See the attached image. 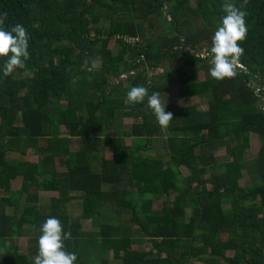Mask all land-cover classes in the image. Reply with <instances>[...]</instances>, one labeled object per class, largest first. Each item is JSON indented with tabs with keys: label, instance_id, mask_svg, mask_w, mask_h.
<instances>
[{
	"label": "trees",
	"instance_id": "1",
	"mask_svg": "<svg viewBox=\"0 0 264 264\" xmlns=\"http://www.w3.org/2000/svg\"><path fill=\"white\" fill-rule=\"evenodd\" d=\"M224 2L0 0V15L7 13L5 30L23 25L30 54L26 68L7 77L5 60L0 59V264H35L40 227L49 217L71 232L65 249L77 255L75 264H109L110 256L118 264H264V218L258 217L264 208V114L257 105L260 87L250 85L264 74V0H233L246 12L248 31L238 62L244 70L237 67L232 77L217 81L210 76L209 63ZM162 14L168 17L172 37L144 46L125 43L123 37L147 40L151 19ZM102 15L106 24L95 27ZM202 41L210 46L206 58L195 56ZM97 45L101 65L96 71L91 58ZM167 58H180L189 70L201 67L208 76L196 82L178 69L179 97L211 99L205 112L191 105L178 113L167 130L181 137L167 135L163 150L149 157L144 152L164 130L148 107V97L132 105L126 103L127 93L136 86L147 88L148 96L159 93V85L147 84L146 68L158 67ZM128 118L141 122L125 129L123 120ZM61 127L69 137L61 135ZM97 131L100 135H93ZM250 134L261 143L252 161L245 159ZM72 138L80 143L75 151ZM125 138L132 140L130 146L123 144ZM104 144L112 147L110 159L99 155ZM224 146L234 164L229 168L213 154ZM29 148L36 151L35 162L3 158L12 151L23 156ZM244 170L251 185L241 188ZM124 174L129 190L120 187ZM22 175L31 176L32 192L10 189ZM37 193L58 194L47 213L37 206ZM75 199L81 201V214L71 220L65 206ZM162 199L154 210V202ZM247 199H259V206L245 208L241 202ZM6 208L14 214L6 217ZM186 209L192 210L190 223ZM81 222H90L97 231L82 233ZM134 227L150 241L152 251L133 250L139 244L132 239ZM24 228L37 240L29 257L13 243ZM226 251H233L232 257Z\"/></svg>",
	"mask_w": 264,
	"mask_h": 264
},
{
	"label": "rangeland",
	"instance_id": "2",
	"mask_svg": "<svg viewBox=\"0 0 264 264\" xmlns=\"http://www.w3.org/2000/svg\"><path fill=\"white\" fill-rule=\"evenodd\" d=\"M103 15L100 18V22L97 23V25H95V27L97 26H102L105 25L106 22L103 23V19H102ZM168 17H166L165 14L162 15H158L157 17H153L151 19V23L152 25L148 28H146V39L143 42V46L147 41H154V40H159L161 38H163L164 36H173V31L171 29V27L169 26L168 23ZM200 21H198L199 24ZM208 42L207 41H202L200 42L197 46H196V52L197 54L195 56H200L201 58H206L208 56V53L206 51H208L207 46ZM109 47L112 48L114 47V40H111L109 42ZM99 49V45H97V47H94V50L96 51V53L92 56L91 60V66L92 69H95L96 71L100 69V56L98 54V50ZM184 49V48H183ZM192 54H195L194 51H192ZM211 64V62L209 63V65ZM198 67H200V65H198ZM237 67H241L242 66L240 64H236L234 66V70L236 71L238 68ZM149 68V67H148ZM154 69L150 71V75H154L153 79L152 77L150 78V84H156L159 85L161 87L159 93H160V98L162 101L166 100V106H165V111L166 112H171L173 114V120L178 116V113H182L184 112V110L193 105L196 107L197 111L200 112H205L207 110L208 107V100L211 99L210 96L206 97V98H200V97H188V98H181L178 95V88L181 86V81L178 79V71H180L182 74L185 73L186 75H190L196 82H200V81H204L208 78L207 74L204 73L203 69L197 68L195 70H189L186 69L183 66V61L180 58H167L165 59V61H163V63L158 66V67H153ZM180 69V70H178ZM264 69V68H263ZM163 73H167V76L165 77H161ZM27 75H30L29 73H26ZM147 74V73H146ZM20 75H25L20 74ZM148 76V74H147ZM161 77V78H160ZM122 78V77H120ZM125 78V76H124ZM263 84L264 86V74L263 76H259L257 79H255V81H252L250 83V85H252L253 87H260V89H263L261 86H259V84ZM126 85V83H125ZM257 91V90H256ZM261 103L262 100L264 101V93L263 95H261ZM64 102V101H63ZM65 103V102H64ZM127 104H129V102H126ZM145 113H149L148 110H145ZM150 115V114H149ZM134 122H141V118H128V119H124L123 120V125L125 129H129L130 126L134 123ZM101 132V131H100ZM162 136L158 137L156 136L155 139L153 140L150 149L147 152H144L145 155L153 156L156 155V151L158 149L163 150V138L165 139L167 135H177L178 137H181V133H171L167 131H163L162 132ZM102 134V132H101ZM61 135L63 137H69L68 136V132L61 127ZM93 135H100L99 131H97L95 134ZM109 135H111V133L109 132ZM205 135V131H203L201 133V136ZM105 141V140H104ZM39 144L43 145V140L39 139ZM123 144L130 146L132 144V140L130 138H125L123 139ZM260 141L258 139V137L255 134H250V148L246 151L245 154V159L248 161H252L253 159H255V157L257 156L258 150L260 148ZM80 147V143L79 140L77 138H72L71 139V150L75 151L77 149H79ZM228 147H220L216 150H214V157L218 158V163H225L226 165H224L226 168H229V166H234V164L231 163L230 159L227 157L226 155V150ZM112 147L104 144L102 150L99 152V155L105 159H110L112 156ZM4 160H6L7 162L11 163V162H18V161H28V162H35L37 159L36 156V151L34 149H27L25 154L23 156H19V154L15 151L12 152H6V154L4 155ZM167 158V157H166ZM165 158V159H166ZM99 166V161H94V169H96ZM57 169L58 171H63V167L57 163ZM211 172V170H208V173L205 174V176H203V178H207L209 173ZM247 170L243 171V176L241 178V180H239V186L241 188H246L248 186L251 185V179L249 177V174L247 173ZM182 175L186 176L188 174V171L184 168H182ZM184 178V177H183ZM128 176L126 174L121 176V189L124 190H129L128 188ZM32 184V178L29 175H22L20 177H17L16 180L12 181L10 183V189L12 191H19L22 192V194H26L27 192H32L30 191V186ZM208 189H211V184L207 185ZM4 195L3 192L0 191V198H2V196ZM76 196H79L78 194H76ZM175 197V195H170V200H172ZM58 198V194L56 193H37V206L40 208V210H42L43 212L47 213L48 209L51 206V200L53 199H57ZM164 199H162L161 201H156L154 202L153 205V209L157 210L160 208V204ZM259 199L256 200H252V199H247L244 202H241V204H243L245 206V208L247 209H252V207H258L259 206ZM81 201L78 199L75 200H71L66 206V213L69 216V218L71 220H77L81 214ZM229 206V202H226L225 207ZM263 212V213H262ZM258 217L259 218H264V208ZM3 214L6 217H10L14 214V211L11 208H6L3 210ZM191 214H192V210L191 209H186L185 211V218H186V222H191ZM97 231L96 229L92 228V226L90 225V222H81V232L82 233H90V232H95ZM20 235L18 236V238H14L13 239V243L16 245V247L18 248V250L21 253L24 254H28L29 257V250L31 249V246H33L34 242H36V235L34 232H31L29 230H26L25 228L22 229V231L19 233ZM132 239L133 240H137L139 241V244L135 245L133 247V250H139V251H143V252H150L152 251L151 249V245H150V241L147 240L144 235L140 234L137 230V228H132ZM221 240L225 241L227 240V236L226 235H220ZM233 255V251H226V256L227 257H232ZM33 256V255H32ZM37 256H33L32 259H36ZM30 259V258H29ZM95 257L93 256L91 261L95 262ZM109 264H118L115 261H112L111 256L109 257ZM223 263V260H220ZM193 263L195 264H199L198 262L193 261Z\"/></svg>",
	"mask_w": 264,
	"mask_h": 264
},
{
	"label": "clouds",
	"instance_id": "3",
	"mask_svg": "<svg viewBox=\"0 0 264 264\" xmlns=\"http://www.w3.org/2000/svg\"><path fill=\"white\" fill-rule=\"evenodd\" d=\"M224 15L221 24L212 37L210 76L221 81L234 74V66L239 62L244 49L242 42L247 36L246 12L236 7L233 0H225L222 5ZM7 13L0 15V59H4L3 75H11L16 69L26 68L29 59V35L21 24L5 30ZM148 97V107L152 110L162 130L167 131L173 114L165 111L166 100L162 101L160 93L148 96V89L142 86L132 87L127 93L130 104L144 102ZM258 102L262 104L259 100ZM38 239V255L35 264H75L77 255L65 249V241L70 239L71 232H65L61 222L49 217L40 227ZM7 246V245H6Z\"/></svg>",
	"mask_w": 264,
	"mask_h": 264
},
{
	"label": "built area",
	"instance_id": "4",
	"mask_svg": "<svg viewBox=\"0 0 264 264\" xmlns=\"http://www.w3.org/2000/svg\"><path fill=\"white\" fill-rule=\"evenodd\" d=\"M123 39H124V41H125V43L127 44V45H131V46H133V45H138V46H142L143 45V42H142V40H140V38H138V37H123ZM141 60H144V57H143V55H141ZM240 69H242V70H244V68L242 67H239ZM147 70V74H148V76H147V84L149 85L150 84V78L153 76L154 77V75H150L149 73H150V71L151 70H153L154 68L153 67H147L146 68ZM130 74H133V72H130ZM122 78H124V75H122L121 76ZM152 77V78H153ZM257 91H256V93H261L262 95H263V93H264V89H260V88H257L256 89ZM260 98H261V96H259ZM260 102H261V100H259ZM262 104H263V106H262V108H261V110H262V112H264V101L262 100Z\"/></svg>",
	"mask_w": 264,
	"mask_h": 264
},
{
	"label": "water",
	"instance_id": "5",
	"mask_svg": "<svg viewBox=\"0 0 264 264\" xmlns=\"http://www.w3.org/2000/svg\"><path fill=\"white\" fill-rule=\"evenodd\" d=\"M257 105H258V107L261 109L262 108V106H263V104H260L258 101H257ZM263 114H264V112H263Z\"/></svg>",
	"mask_w": 264,
	"mask_h": 264
},
{
	"label": "crops",
	"instance_id": "6",
	"mask_svg": "<svg viewBox=\"0 0 264 264\" xmlns=\"http://www.w3.org/2000/svg\"><path fill=\"white\" fill-rule=\"evenodd\" d=\"M16 179H17V178H16ZM16 179H15V180H16Z\"/></svg>",
	"mask_w": 264,
	"mask_h": 264
}]
</instances>
